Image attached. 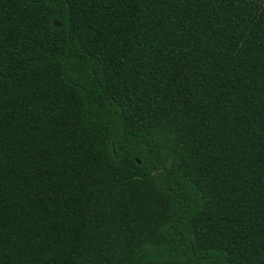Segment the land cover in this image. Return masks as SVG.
Masks as SVG:
<instances>
[{
	"label": "trees",
	"instance_id": "1",
	"mask_svg": "<svg viewBox=\"0 0 264 264\" xmlns=\"http://www.w3.org/2000/svg\"><path fill=\"white\" fill-rule=\"evenodd\" d=\"M0 264H264V0H0Z\"/></svg>",
	"mask_w": 264,
	"mask_h": 264
}]
</instances>
